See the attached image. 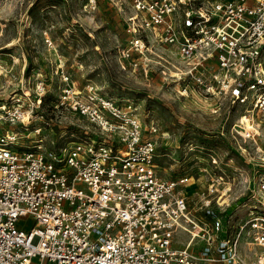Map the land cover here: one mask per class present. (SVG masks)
Listing matches in <instances>:
<instances>
[{"label":"built area","instance_id":"obj_1","mask_svg":"<svg viewBox=\"0 0 264 264\" xmlns=\"http://www.w3.org/2000/svg\"><path fill=\"white\" fill-rule=\"evenodd\" d=\"M109 1L130 48H173L179 93L191 87L240 106V136L254 140L264 122V0ZM79 94L68 109L94 134L64 130L48 144L41 126L29 128V112L0 104V124L22 125L0 134V264H264V154L231 173L209 155L207 185L191 205L192 176L156 172L153 123L130 103ZM179 231L188 238L176 243Z\"/></svg>","mask_w":264,"mask_h":264},{"label":"rangeland","instance_id":"obj_2","mask_svg":"<svg viewBox=\"0 0 264 264\" xmlns=\"http://www.w3.org/2000/svg\"><path fill=\"white\" fill-rule=\"evenodd\" d=\"M123 17L109 0H0V104L12 113L29 112V128L41 126L48 144L64 130L94 134L92 125L68 109L73 93L95 95L93 104L104 98L120 107L130 103L146 127L156 128L158 176L193 177L186 185L193 205L195 191L207 185L202 168L209 170V155L228 163L220 165L231 173L249 170L251 155L264 154V122L254 140H243L240 106L200 96L191 87L180 94L184 84L170 65H177L174 49L153 43L141 55L130 48ZM21 129L19 121L0 124V134ZM187 238L182 231L175 235L176 243Z\"/></svg>","mask_w":264,"mask_h":264},{"label":"bare ground","instance_id":"obj_3","mask_svg":"<svg viewBox=\"0 0 264 264\" xmlns=\"http://www.w3.org/2000/svg\"><path fill=\"white\" fill-rule=\"evenodd\" d=\"M142 51H143V50H142ZM60 66H61V65H60ZM24 93L27 94V95H29V93H27V91H24ZM40 101H41V100L38 99L37 102L39 103ZM26 117H27L26 114H24V115H23V118L26 119ZM242 122H243V127L246 129V131L252 128L250 122H248V120H247L246 118H243V119H242ZM257 133H258V132H257ZM258 134H259V133H258ZM258 148H259V147H258Z\"/></svg>","mask_w":264,"mask_h":264}]
</instances>
